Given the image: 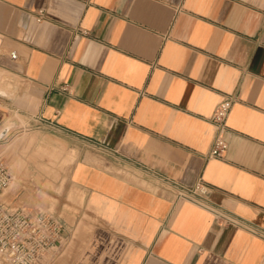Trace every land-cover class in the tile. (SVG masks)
Masks as SVG:
<instances>
[{"label": "crops", "instance_id": "obj_1", "mask_svg": "<svg viewBox=\"0 0 264 264\" xmlns=\"http://www.w3.org/2000/svg\"><path fill=\"white\" fill-rule=\"evenodd\" d=\"M225 96L228 149L206 159ZM24 132L74 156L62 192L32 174L0 193L58 198L44 264H264L263 239L167 183L264 228V0H0V145Z\"/></svg>", "mask_w": 264, "mask_h": 264}, {"label": "built area", "instance_id": "obj_2", "mask_svg": "<svg viewBox=\"0 0 264 264\" xmlns=\"http://www.w3.org/2000/svg\"><path fill=\"white\" fill-rule=\"evenodd\" d=\"M42 16V12H39L37 20L41 21ZM234 102L233 97L225 96L210 118L214 138L206 159H222L227 152V118ZM11 182L9 168L0 159V193L7 190ZM167 183L175 190L176 202L193 203L209 212L218 226L238 228L264 240V228L212 203L209 200L210 188L201 180L192 187ZM63 234L64 225L50 211L33 212L0 203L1 264H44L60 252Z\"/></svg>", "mask_w": 264, "mask_h": 264}, {"label": "rangeland", "instance_id": "obj_3", "mask_svg": "<svg viewBox=\"0 0 264 264\" xmlns=\"http://www.w3.org/2000/svg\"><path fill=\"white\" fill-rule=\"evenodd\" d=\"M25 132L19 137H15L8 143L0 145V159L10 169L13 176L8 191L17 188L18 179L30 178L32 174H36L37 181L44 179V187H50L55 192H62V188L66 183L69 169L71 167L73 151L65 150L64 147L55 143H50L47 149H18L16 148V140H23ZM65 156V157H64ZM64 157V159L62 158ZM46 158L47 160H42ZM62 158V160H59ZM68 201H74L72 196L67 198ZM39 203L36 208L38 210H55L59 200L56 197H48L39 195L36 197Z\"/></svg>", "mask_w": 264, "mask_h": 264}, {"label": "bare ground", "instance_id": "obj_4", "mask_svg": "<svg viewBox=\"0 0 264 264\" xmlns=\"http://www.w3.org/2000/svg\"><path fill=\"white\" fill-rule=\"evenodd\" d=\"M30 137V136H29ZM29 140V139H28ZM28 145V144H27Z\"/></svg>", "mask_w": 264, "mask_h": 264}]
</instances>
